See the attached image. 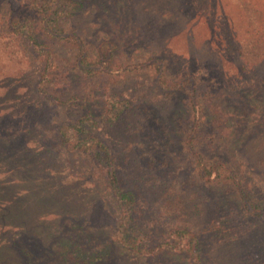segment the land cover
<instances>
[{
  "label": "rangeland",
  "instance_id": "374dc122",
  "mask_svg": "<svg viewBox=\"0 0 264 264\" xmlns=\"http://www.w3.org/2000/svg\"><path fill=\"white\" fill-rule=\"evenodd\" d=\"M84 4L83 14L70 19L71 29L75 25L88 42L109 38L112 43L110 74L88 80L87 90L80 88L68 55L71 45L61 46V41L53 46L52 75L41 80V62L23 59L10 37L9 17L22 3L0 0V134L7 138L30 127L18 120L22 111L30 109L40 119L50 115L48 133L23 129L25 137L16 142L27 160L8 159L0 172L4 178L10 164L14 169L12 177L4 178L12 209L0 195V209L7 210L0 217V264H13L12 245L23 255V264H190L185 253L166 249L145 253V248L130 250L111 243L115 223L103 197L105 185L84 153L54 145V128L64 122L65 113L62 107L51 109L52 101L58 95L81 97L107 85L141 110L147 119L140 131L144 136L133 146L134 156L129 155L130 144L118 142L125 165L119 161L124 174L127 158L134 159V175L141 172L137 179L156 180L154 189L159 192L154 195L144 187L149 184L132 182L121 172L118 178L136 195L148 245L170 244L175 226L190 215L195 220L196 206L201 209L203 202L216 199V187L193 175L187 147L227 162L238 180L224 188L229 193L244 187L253 198L264 197V61H260L264 38L261 45L252 42L247 59L239 57L238 45L220 38L221 25L225 20L226 38L232 26L234 33L244 27L236 8L222 10V0H84ZM159 59L162 64L155 71L151 61ZM205 186L210 187L208 199Z\"/></svg>",
  "mask_w": 264,
  "mask_h": 264
},
{
  "label": "trees",
  "instance_id": "16d2710c",
  "mask_svg": "<svg viewBox=\"0 0 264 264\" xmlns=\"http://www.w3.org/2000/svg\"><path fill=\"white\" fill-rule=\"evenodd\" d=\"M18 1L22 5L11 14L8 20L12 31H10V37L18 44L20 48L18 52L23 59L31 62L34 57L35 60L38 59L41 62L42 81H47L54 71L55 65L52 61L56 54H54L53 46L60 45L59 41H61V46L71 45L68 55L77 69L81 82L80 88L85 87L87 90L86 86L90 85L88 80L103 78L110 74V68L112 69L110 45L112 43L109 38H101V41L91 39V43L88 42L90 40L87 36L85 39L81 37L75 25L71 29L70 19L75 18L79 13L83 14L86 8L84 0H33L35 8L32 7V0ZM203 1L207 2V0H196L197 3ZM221 7L224 11L225 8L229 11L236 8L244 30H239L238 33L235 30L234 33V30H231L234 26L229 27L226 33L228 38H226L227 29L223 27L226 25L224 20V24L221 25L220 38L225 43L235 42L238 45V56L247 59L246 53L251 51L252 42L258 45L263 44L259 40H263L261 37L264 38V1L222 0ZM34 11L35 14H31ZM236 37L239 38L238 41ZM223 48L228 51L225 45ZM262 58L260 61H264V54ZM151 64L156 71L160 69L159 64L162 62L159 59L151 61ZM117 67L120 68L119 65ZM17 80L19 83L20 79ZM14 83L15 81L10 83V86L13 87ZM112 91L107 85H101L89 93L87 91L86 95L81 97L65 99L63 95H58L57 99L52 101L55 107L51 108L55 111L62 107L65 113L64 122L57 129L54 128L56 148L80 150L84 153L105 185L103 197L112 208L111 218L115 223L114 239L111 243H117L118 246L121 245L130 250L145 248V253L160 252L163 249L185 253L190 264H264V197L253 198L244 187L236 189L234 194L229 193L230 189H224L227 185L238 181L234 171L225 160L200 154L194 144L195 139L190 140V144L194 145L196 150L187 147V152L193 162L194 171L192 173L199 180H205V183L209 181L216 187V199H212L211 202L209 200L200 202L202 207L199 209L196 206L198 213H195V220L190 215L189 220L184 221L182 225L175 226L170 233L174 238L172 243L162 242L154 247L148 245L146 233L139 219L138 207L136 208V195L133 191L125 189L127 187H123L118 178L120 172L123 174L119 159L124 162L122 165H125L118 142L122 141L121 146L130 144L129 155L134 156L132 148L143 138L144 135H140V131H144L142 130L143 122H147V119L142 116L137 106H132L129 99L117 96ZM77 92L79 93L80 89ZM44 96L47 95L44 94ZM37 111L36 113H39L40 109ZM22 112L23 115L18 120L25 125L29 122L30 127H24L17 134L14 133L7 138L0 134V172L13 158L27 160L28 156L24 151L16 147V142L25 137L23 129L25 133H29L34 127L39 132L37 135L49 132L50 124L47 119L50 115L40 119L30 109ZM35 118L37 119L33 125L32 120ZM127 161L126 167L128 168L123 170V177L130 176L132 182L135 180L139 183L146 182L149 185L144 187L153 190V194L157 195L159 191L154 189L157 187L156 180L143 177L137 179L141 172L134 175L135 170L132 169L134 159L128 157ZM18 162L23 161L18 160ZM20 164L23 166L22 163ZM25 169L28 170V167L25 166ZM143 172H149L151 176L153 174L149 168H143ZM3 173L2 176L6 175V178L7 176L12 177L14 173L12 165L10 164L8 170ZM4 178H0V195L3 194L1 199L12 209L14 202L9 204L11 203L9 198L11 191ZM12 179L14 181V178ZM20 180V177L15 178V182H20ZM208 189L206 186L203 188L207 199L209 198ZM220 208H223L225 212L220 211ZM6 211L4 206L1 207L0 217L6 216ZM211 218L213 220L210 222ZM200 228L204 232L199 235ZM181 245L183 247H180ZM12 252H14L12 254L13 264H16L18 259L23 264V255L16 254L13 245ZM24 256L28 257L25 254Z\"/></svg>",
  "mask_w": 264,
  "mask_h": 264
}]
</instances>
